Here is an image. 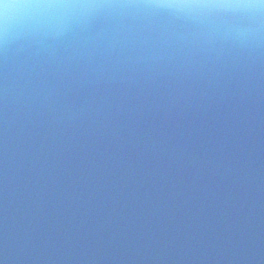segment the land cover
Returning a JSON list of instances; mask_svg holds the SVG:
<instances>
[{
	"label": "clouds",
	"instance_id": "1",
	"mask_svg": "<svg viewBox=\"0 0 264 264\" xmlns=\"http://www.w3.org/2000/svg\"><path fill=\"white\" fill-rule=\"evenodd\" d=\"M0 264H264V0H0Z\"/></svg>",
	"mask_w": 264,
	"mask_h": 264
}]
</instances>
